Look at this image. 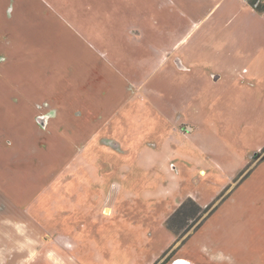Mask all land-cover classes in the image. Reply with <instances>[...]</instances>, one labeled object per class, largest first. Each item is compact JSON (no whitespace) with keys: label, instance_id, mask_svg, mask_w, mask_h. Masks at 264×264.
Here are the masks:
<instances>
[{"label":"rangeland","instance_id":"obj_1","mask_svg":"<svg viewBox=\"0 0 264 264\" xmlns=\"http://www.w3.org/2000/svg\"><path fill=\"white\" fill-rule=\"evenodd\" d=\"M182 3L0 0V231L68 234L81 264H148L191 197L214 210L159 264L201 244L200 264H264V165L239 184L264 158V96L207 30L217 15ZM258 23L238 36L261 40Z\"/></svg>","mask_w":264,"mask_h":264},{"label":"crops","instance_id":"obj_2","mask_svg":"<svg viewBox=\"0 0 264 264\" xmlns=\"http://www.w3.org/2000/svg\"><path fill=\"white\" fill-rule=\"evenodd\" d=\"M182 1H183L182 6L183 7L185 6L188 9L192 7L196 11L198 10V6H199L198 13L199 11L200 12L202 11L204 13V18L199 21V24L202 21H204L206 17L211 15H217V18L213 21V23L208 25L207 30L220 29L222 36H221V45L219 48L223 49L227 45H229L228 43H230L232 45V52H230L231 57H233L234 55L241 57L246 55L247 58H250L248 62L250 64L251 71L253 66V72H249L247 77L250 75L249 79L253 80V83L247 84L250 88H246V92L248 94L257 93L258 95H261L263 97L264 96V10H258L254 8L248 0H182ZM191 3L192 5H189ZM222 19H224V22L226 24L222 23ZM249 19L251 20L255 19L259 22L256 28L258 29L259 37L261 40L257 39L252 41L250 34H248L247 41H243L242 40L243 34L238 36L239 33H243V32L245 33V30L248 29L247 25H245V21H249ZM229 22H235L238 24L239 27L234 29L231 26V29L229 30L227 24ZM249 29H252V27L250 26ZM207 30H205V32ZM236 39H241V40L237 41ZM241 42H243L247 50L243 49V47L241 46ZM185 59H186L185 52L183 58L182 57L176 58V65L178 66V68L184 71L194 70L196 63L198 62L193 61L190 63V62H186ZM212 76L214 81H217L222 77L220 73H213ZM254 81H257V83H255ZM180 127L185 131V133L193 132L195 130V127L187 123H180ZM263 165H264V158L258 162L257 160H255L253 163V167L250 169L251 172H247L246 176L239 182V184L242 183L249 174H252L253 171L256 170L261 171L262 169L261 166ZM247 190H248L247 188L246 190H236L232 198L238 192H245ZM105 208L109 210L111 209V207L108 205L105 206ZM8 222L9 220L6 219L1 223L6 224L7 226ZM32 222L33 221L30 219V217H28L27 223L29 224ZM50 222L52 221L49 220L48 222L49 225H51ZM23 223L25 222L23 221ZM212 239L213 240L217 239V236H213ZM19 240H21V242H19ZM35 241H38V245L35 248L38 249L37 250L38 254H36L37 257H35V259L33 257L29 259V254H26V252L30 251L29 246H33ZM72 245H73V239L68 234H58V236L53 237L49 233L43 232V233H39V236L37 237H31V236L26 237L25 233H16L14 231V224H12V230L0 231V264H69V261L70 264H81L75 261L73 255L69 253V251L74 250L72 249ZM219 245L220 246L223 245V241H220ZM19 251L25 252V255L18 254ZM165 251L160 256H158V254H155L154 257L148 261V264H159L163 260ZM204 252L206 251L203 247V244H201L198 247L197 251H191L189 248L181 247L176 251L175 255L176 258L182 259L181 261L178 262V264L180 263L183 264L184 262L186 264L189 263L200 264L199 257L202 254H205Z\"/></svg>","mask_w":264,"mask_h":264},{"label":"trees","instance_id":"obj_3","mask_svg":"<svg viewBox=\"0 0 264 264\" xmlns=\"http://www.w3.org/2000/svg\"><path fill=\"white\" fill-rule=\"evenodd\" d=\"M249 2L254 8L258 10H264V1L259 2L257 5V0H249ZM213 204L214 203H211L203 207L191 197L186 199L166 221L168 228L175 234L176 240L182 235L187 234V231L193 226L196 221H198L203 216V214L208 211L210 214L214 210H210V207ZM173 247L174 245H172L165 251L164 257Z\"/></svg>","mask_w":264,"mask_h":264},{"label":"flooded vegetation","instance_id":"obj_4","mask_svg":"<svg viewBox=\"0 0 264 264\" xmlns=\"http://www.w3.org/2000/svg\"><path fill=\"white\" fill-rule=\"evenodd\" d=\"M165 259H166V257H163V260H162V262H164V261H165ZM183 264H186V263L184 262ZM189 264H191V263H189Z\"/></svg>","mask_w":264,"mask_h":264},{"label":"built area","instance_id":"obj_5","mask_svg":"<svg viewBox=\"0 0 264 264\" xmlns=\"http://www.w3.org/2000/svg\"><path fill=\"white\" fill-rule=\"evenodd\" d=\"M248 1H249V0H248ZM261 1H264V0H257L256 5H257L259 2H261Z\"/></svg>","mask_w":264,"mask_h":264}]
</instances>
